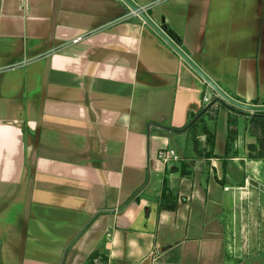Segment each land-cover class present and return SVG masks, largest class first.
Wrapping results in <instances>:
<instances>
[{"label": "crops", "instance_id": "crops-1", "mask_svg": "<svg viewBox=\"0 0 264 264\" xmlns=\"http://www.w3.org/2000/svg\"><path fill=\"white\" fill-rule=\"evenodd\" d=\"M131 1L225 93L264 105V0ZM219 99L122 0H0V264H264V208L246 257L231 236L241 113ZM208 104L209 158L188 127ZM164 147L181 160H157Z\"/></svg>", "mask_w": 264, "mask_h": 264}, {"label": "rangeland", "instance_id": "rangeland-1", "mask_svg": "<svg viewBox=\"0 0 264 264\" xmlns=\"http://www.w3.org/2000/svg\"><path fill=\"white\" fill-rule=\"evenodd\" d=\"M236 109L240 111L239 113L241 114H232L229 118V134H231L232 137L231 154L233 153L237 157L236 162L240 165V168H237L239 169L238 175L240 179L244 178V184L242 185L243 188H236L237 191L233 197V201L229 204L232 216V223H230V225L233 226L232 229H236L231 236H233L234 241L236 238L235 243L238 245L240 244L242 248L239 255L241 257H246L249 211L253 209L254 206L256 211L263 210L264 208V198L261 199L257 197L255 201L254 196L252 197L255 193H264V173L262 165L258 163L260 159L262 163L264 161V157L258 156L259 152L264 148V126L259 124V127L254 129L255 125L250 121L252 114L249 115V117L248 111ZM212 119H214L213 114L208 117L207 127L209 129L212 128ZM196 130L192 132V138L194 137V133H197ZM176 144L178 147L184 146V142L180 138L176 139ZM192 146L193 140L190 143V147ZM250 160H257V163L252 164ZM248 180L250 181L248 182ZM246 186H248V188ZM251 198L254 202H250ZM260 241L262 242V239ZM255 252L261 253L263 251L259 250Z\"/></svg>", "mask_w": 264, "mask_h": 264}, {"label": "water", "instance_id": "water-1", "mask_svg": "<svg viewBox=\"0 0 264 264\" xmlns=\"http://www.w3.org/2000/svg\"><path fill=\"white\" fill-rule=\"evenodd\" d=\"M127 7L136 15H138L157 35L165 41L203 80L204 82L215 92V94L223 101L224 104L231 105L241 111H248L252 113L264 112V105L246 104L233 99L227 93H225L209 76H207L181 49L177 44L157 25L145 12L143 7L137 6L131 0H122Z\"/></svg>", "mask_w": 264, "mask_h": 264}, {"label": "trees", "instance_id": "trees-1", "mask_svg": "<svg viewBox=\"0 0 264 264\" xmlns=\"http://www.w3.org/2000/svg\"><path fill=\"white\" fill-rule=\"evenodd\" d=\"M231 97L238 101V98L233 97V96H231ZM214 100H216V99H214ZM219 101H221V100L219 99ZM221 102L223 103V101H221ZM209 105L210 104L203 106L199 112L200 114L194 115L192 117L193 120H191V122L188 123V127H193V129L199 127L198 128L199 133L202 132L205 134V142L208 145V151L204 152L203 155L205 157H208V158L209 157H216L212 153V148H213V144H214V130L212 128L209 129L207 127V124H205L204 121H202L203 114L208 110ZM229 109L233 110L236 108L229 106ZM236 111H238V110H236ZM197 116H198V118H197ZM231 141H232L231 134L228 133L227 141H226V145H225V157H227L229 155V152L231 151ZM195 143H196V139H195ZM195 147H196V145H195ZM258 156L264 157V148H263V150H261V152H259ZM178 169H180V173L183 175H186L189 173V171L186 170V163L183 161H181L179 163ZM176 206H177V201H176L175 197L168 192V189L166 187V182H165V180H163V186H162L160 200H159V209L160 210L161 209L174 210L176 208ZM92 256H94V254Z\"/></svg>", "mask_w": 264, "mask_h": 264}, {"label": "built area", "instance_id": "built-area-1", "mask_svg": "<svg viewBox=\"0 0 264 264\" xmlns=\"http://www.w3.org/2000/svg\"><path fill=\"white\" fill-rule=\"evenodd\" d=\"M210 101L209 95H203V102L208 103ZM155 158L165 165H172L181 160V157L171 147L160 148L155 152Z\"/></svg>", "mask_w": 264, "mask_h": 264}]
</instances>
